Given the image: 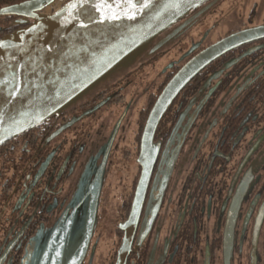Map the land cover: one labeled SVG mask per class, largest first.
I'll use <instances>...</instances> for the list:
<instances>
[{
  "label": "flooded vegetation",
  "instance_id": "1",
  "mask_svg": "<svg viewBox=\"0 0 264 264\" xmlns=\"http://www.w3.org/2000/svg\"><path fill=\"white\" fill-rule=\"evenodd\" d=\"M209 4L154 54L0 144V264H21L75 210L82 242L91 190L80 264H264V0H209L150 47ZM255 27L152 115L187 62Z\"/></svg>",
  "mask_w": 264,
  "mask_h": 264
},
{
  "label": "water",
  "instance_id": "2",
  "mask_svg": "<svg viewBox=\"0 0 264 264\" xmlns=\"http://www.w3.org/2000/svg\"><path fill=\"white\" fill-rule=\"evenodd\" d=\"M52 1L23 0L0 7V17L14 15L18 25L0 38V144L60 114L146 52L154 54L210 6L150 47L170 26L209 0H69L51 14L39 13L44 2ZM72 4L76 7L70 8ZM114 13L118 19L109 18ZM4 28L0 25V32ZM259 29L235 32L193 57L168 82L152 115L159 119L194 75L236 40ZM82 199H87L82 242L75 210L69 220L61 218L32 238L21 264L81 263L97 219L99 192L91 190Z\"/></svg>",
  "mask_w": 264,
  "mask_h": 264
},
{
  "label": "trees",
  "instance_id": "3",
  "mask_svg": "<svg viewBox=\"0 0 264 264\" xmlns=\"http://www.w3.org/2000/svg\"><path fill=\"white\" fill-rule=\"evenodd\" d=\"M20 1H23V0H0V7H3L5 5H10V4H13V3H17V2H20ZM15 18H16V16H14V15H5V16L0 17V25L5 27L0 32V38L4 34L14 30L15 28H17L18 25L13 23Z\"/></svg>",
  "mask_w": 264,
  "mask_h": 264
},
{
  "label": "built area",
  "instance_id": "4",
  "mask_svg": "<svg viewBox=\"0 0 264 264\" xmlns=\"http://www.w3.org/2000/svg\"><path fill=\"white\" fill-rule=\"evenodd\" d=\"M69 0H53L52 2H44L43 8L39 10V13L51 14L59 10Z\"/></svg>",
  "mask_w": 264,
  "mask_h": 264
},
{
  "label": "snow or ice",
  "instance_id": "5",
  "mask_svg": "<svg viewBox=\"0 0 264 264\" xmlns=\"http://www.w3.org/2000/svg\"><path fill=\"white\" fill-rule=\"evenodd\" d=\"M128 2L130 3L131 0H128ZM144 7H147V4H144L143 5ZM76 7V4H72L70 5V8H75ZM132 7L135 8V4H132ZM110 19H118L119 18V14L118 13H114V14H111L109 16Z\"/></svg>",
  "mask_w": 264,
  "mask_h": 264
}]
</instances>
